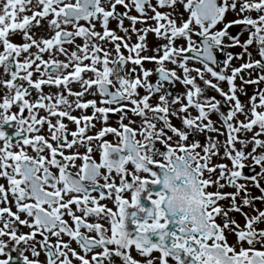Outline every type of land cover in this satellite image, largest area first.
Instances as JSON below:
<instances>
[{"label":"snow or ice","instance_id":"1","mask_svg":"<svg viewBox=\"0 0 264 264\" xmlns=\"http://www.w3.org/2000/svg\"><path fill=\"white\" fill-rule=\"evenodd\" d=\"M0 264H264V0H0Z\"/></svg>","mask_w":264,"mask_h":264},{"label":"flooded vegetation","instance_id":"2","mask_svg":"<svg viewBox=\"0 0 264 264\" xmlns=\"http://www.w3.org/2000/svg\"><path fill=\"white\" fill-rule=\"evenodd\" d=\"M16 39L19 40V37H17ZM45 91H47V89H45ZM25 231H26V229H25ZM13 255H16V253H13ZM41 258H43V257H41Z\"/></svg>","mask_w":264,"mask_h":264}]
</instances>
